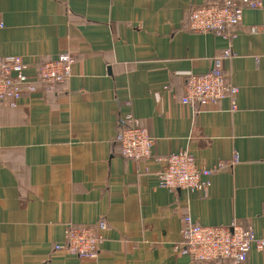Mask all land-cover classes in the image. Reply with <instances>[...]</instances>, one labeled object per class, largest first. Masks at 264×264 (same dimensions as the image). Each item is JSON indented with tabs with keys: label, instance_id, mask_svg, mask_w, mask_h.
<instances>
[{
	"label": "crops",
	"instance_id": "crops-1",
	"mask_svg": "<svg viewBox=\"0 0 264 264\" xmlns=\"http://www.w3.org/2000/svg\"><path fill=\"white\" fill-rule=\"evenodd\" d=\"M205 0H0V56L35 67L75 58L55 90L38 84L18 107L0 106V264H191L177 255L185 218L236 221L264 239L263 7L245 10L231 41L188 28ZM225 61L235 104H181L190 74ZM127 115L155 139L150 158L120 156L114 137ZM199 167L238 162L210 177L208 195L170 192L157 174L173 153ZM108 223L101 253L55 251L67 225ZM213 264H230L216 261ZM243 264H264L253 248Z\"/></svg>",
	"mask_w": 264,
	"mask_h": 264
},
{
	"label": "built area",
	"instance_id": "built-area-1",
	"mask_svg": "<svg viewBox=\"0 0 264 264\" xmlns=\"http://www.w3.org/2000/svg\"><path fill=\"white\" fill-rule=\"evenodd\" d=\"M263 1L205 0L202 5L192 8L188 28L195 33H213L231 41L236 37L235 29L240 25L245 10L262 8ZM251 31L264 32V26H254ZM231 57L232 51L228 48L215 57L209 72L188 75L181 104L203 108L230 99L234 107L238 88L229 81L224 68L225 61ZM74 62L71 54H61L36 66L34 74L29 75L30 66L20 56H0V106L17 108L23 96L38 92V84L55 90L70 78ZM114 143L121 157L141 161L151 157L155 139L139 119L127 115L120 122ZM165 160V167L157 174L160 188L170 192L202 193L204 196L208 195L211 175L238 162L234 157L229 164L219 162L212 168L199 167L194 156L187 151L173 153ZM107 230L105 220L93 225H67L63 243L55 245L54 250L81 259L97 258ZM253 248L262 252L264 239L257 237L250 227L236 221L229 226H201L186 217L181 241L175 245L174 252L187 256L191 264H213L221 260L243 264Z\"/></svg>",
	"mask_w": 264,
	"mask_h": 264
}]
</instances>
